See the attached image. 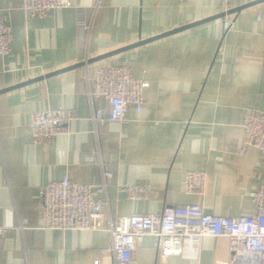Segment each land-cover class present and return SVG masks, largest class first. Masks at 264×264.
<instances>
[{"label":"crops","instance_id":"obj_1","mask_svg":"<svg viewBox=\"0 0 264 264\" xmlns=\"http://www.w3.org/2000/svg\"><path fill=\"white\" fill-rule=\"evenodd\" d=\"M56 17L26 18L21 0H0L11 29L10 54L0 58V91L257 0H70ZM96 13L88 37L78 24ZM260 12V15H259ZM0 94V264H114L109 235L42 227L41 193L50 182L96 186L112 173L107 194L115 216L158 214L165 206L198 204L216 217L254 213L250 193L264 184V157L243 147V113H264V2ZM125 64L148 83L139 113L121 123L93 124L102 99L87 98L86 72ZM68 108V133L34 144L33 112ZM186 172L207 175L204 196L183 189ZM149 188L131 201L122 188ZM229 240L203 238L195 259L163 258L145 236L130 264H229Z\"/></svg>","mask_w":264,"mask_h":264},{"label":"built area","instance_id":"obj_2","mask_svg":"<svg viewBox=\"0 0 264 264\" xmlns=\"http://www.w3.org/2000/svg\"><path fill=\"white\" fill-rule=\"evenodd\" d=\"M225 4L227 0H219ZM26 18L56 17L58 11L72 6L70 0H21ZM224 10L223 12H225ZM96 8L91 20L83 14L78 18L79 28L87 37L93 26ZM260 15V12H259ZM230 19L223 20V29L230 30ZM11 29L0 15V58L10 54ZM87 98L104 100L109 112L103 117L101 110L92 114L93 124L121 123L130 107L139 113L143 105V91L148 83L133 78L127 65L100 66L91 77L86 72ZM75 119L68 108L33 112L29 127L34 144L51 142L68 133V125ZM245 136L243 147L256 149L264 157V113L247 109L241 124ZM112 173L101 169V180L96 186L71 182L68 178L48 183L42 190L39 216L42 227L58 231H95L109 235L106 250L114 264H130L133 253L145 236L157 241L163 258L195 259L203 238H228L229 264H264V184L250 193L254 213L237 218L216 217L204 212L198 204L165 206L160 213L150 215L115 216L110 213L111 201L107 194ZM184 192L204 196L207 175L203 172H186L182 179ZM125 198L131 201L145 199L150 190L146 186L129 185L122 188ZM0 228V236L5 234ZM93 264H99L94 261Z\"/></svg>","mask_w":264,"mask_h":264},{"label":"water","instance_id":"obj_3","mask_svg":"<svg viewBox=\"0 0 264 264\" xmlns=\"http://www.w3.org/2000/svg\"><path fill=\"white\" fill-rule=\"evenodd\" d=\"M264 2V0H257V1H254V2H251V3H248V4H245L243 6H239L237 8H233V9H229L225 12H221L213 17H210L208 19H205V20H202L200 22H195L193 24H189V25H186V26H183V27H180L178 29H175V30H172L170 32H167L165 34H162V35H159V36H156L154 38H151V39H147V40H143V41H139L135 44H132L130 46H127V47H124V48H121L119 50H115V51H112V52H109V53H106V54H102L100 56H97V57H94V58H89L87 59L86 61L84 62H81L80 64H77L75 66H72V67H69V68H66V69H63V70H59L57 72H54V73H51V74H47L43 77H39V78H36V79H33V80H30V81H27L25 83H22L18 86H15L14 88H19L21 86H25V85H29L31 83H34V82H38V81H41L43 79H46L50 76H54V75H57V74H60V73H63L65 71H68V70H71V69H74V68H78V67H83V66H87V65H90V64H93V63H97V62H100L104 59H107V58H110L112 56H115L117 54H120L122 52H125L127 50H130V49H133L135 47H138L140 45H143V44H146L148 42H151V41H154V40H157L159 38H162L164 36H168V35H171V34H175V33H178V32H181V31H184V30H187L189 28H192V27H195V26H198L200 24H203V23H206L208 21H211V20H217V19H222V18H225L226 16H230V15H233V14H237L239 13L240 11L246 9V8H249V7H253V6H256V5H259L260 3ZM13 87L12 88H8V89H5V90H2L0 91V94L1 93H4V92H7L9 90H12L14 89Z\"/></svg>","mask_w":264,"mask_h":264}]
</instances>
